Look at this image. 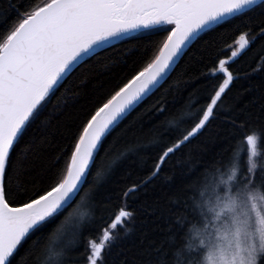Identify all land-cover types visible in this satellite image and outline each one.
<instances>
[{"label":"snow or ice","instance_id":"1","mask_svg":"<svg viewBox=\"0 0 264 264\" xmlns=\"http://www.w3.org/2000/svg\"><path fill=\"white\" fill-rule=\"evenodd\" d=\"M141 29L166 33L141 70L109 57L75 75ZM257 41L242 77L232 65ZM186 56L213 67L164 88ZM206 131L219 151H182ZM133 168L145 177L118 187ZM119 239L111 264H264V0H0V264H110Z\"/></svg>","mask_w":264,"mask_h":264},{"label":"trees","instance_id":"2","mask_svg":"<svg viewBox=\"0 0 264 264\" xmlns=\"http://www.w3.org/2000/svg\"><path fill=\"white\" fill-rule=\"evenodd\" d=\"M3 7H7V3H4ZM165 35L166 33H163V32L157 33V32H153L152 30H148V29L132 33L128 35V37L124 41L114 42V47L108 48L107 51H101L99 56L94 57L92 60H89L87 64L83 65L82 68L78 69L75 75L81 79L89 76L90 73L95 71L96 67L98 66V62L103 61L107 63L109 57L127 59V62H128L127 68L125 69V72L122 73V75H127L136 70H141L144 66L147 65V63L151 62V60L154 58L156 54H158V48ZM205 39H207V37H205ZM232 42H233V37L229 36L227 38V43L231 44ZM260 44H261V41H257L256 44L252 46V48L247 50L232 65V70L234 72H239L242 77L244 76L245 73L251 72L252 67L256 65L259 55L261 54L259 52ZM133 46H135V54H129V50L133 49ZM222 46H223L222 44L217 45V47H222ZM189 55H191V53ZM212 67H213L212 62L208 60L207 58L205 59L204 64H199V63H195L194 61L190 62L189 57L186 56L184 60L180 62V67L177 68L175 73H173L168 83L164 85V88H167L170 84L173 83V81L179 78H182L184 81H191L193 77L199 74L197 69L199 71L207 72ZM74 82L79 83V80H75ZM114 82L115 81H110L105 86L104 91L105 92L108 91L111 88L112 83ZM220 82H222V77H211L208 80H201L198 85L193 83L188 89L189 91H193L195 93L193 96V102L199 99L201 104L204 103V101L200 99V97L206 95L208 91H210V88L212 85H218V83ZM254 82L255 83L260 82L259 76H255ZM247 86H248L247 80L245 79L238 80L236 82V85L231 88V91L227 93V96L225 97V104L223 107L226 108L230 104L231 98L236 96L238 92H242L243 89ZM61 91L63 92L64 90L61 89ZM162 91L163 89H161V92ZM57 95L59 96L60 94L58 93ZM159 95L160 93L158 92L156 95L147 99L137 109V111L132 114V116L135 117L137 114L144 112L145 109H147L149 106L155 103ZM210 127L214 129L216 127V122H213V124ZM207 135L208 133L206 131L204 134L193 139L191 144H188L185 148L182 149V151L184 153H187L189 150L198 151L201 147H208L209 155H211L212 151H219L220 150L219 148L213 149L210 145H206L203 143L206 140ZM67 142L68 141L65 140L62 143L66 144ZM222 147H227V145H223ZM56 154L58 153L49 154V163L52 162ZM145 155L150 157L153 154L146 153ZM180 155L181 153H177L175 158H178ZM171 163L172 161H169L168 166H171ZM151 164H152V160L148 159L147 164L145 165V168L150 167ZM64 165H65V160H61L60 164L56 166L53 169V171H59L63 169ZM128 171L131 172L130 178L126 176V173ZM145 175H146V171H141L139 168L126 169L125 172L121 173V176L124 177V184H121L118 187L123 188L125 185L130 187L133 182L143 179ZM81 195H83V193H81ZM77 199H79V197H77ZM123 203H124L123 199L117 198L116 196H113L111 199L106 200L102 210L97 213V217H98L97 231L89 233L88 235L90 237L96 236L98 234L99 228L105 223V220H107L112 213L116 212ZM127 204L130 206V210H135L138 206L137 203L135 202V197H133L132 199H129L127 201ZM69 211H71V209H69ZM66 214L67 213H65V215ZM100 218H103V219H100ZM117 234L120 235L119 232ZM127 243H128L127 239H119L117 241V245L113 247L112 253L107 257L110 264H111V261L113 260V257L115 256V253L120 250V246L126 245Z\"/></svg>","mask_w":264,"mask_h":264},{"label":"water","instance_id":"3","mask_svg":"<svg viewBox=\"0 0 264 264\" xmlns=\"http://www.w3.org/2000/svg\"><path fill=\"white\" fill-rule=\"evenodd\" d=\"M143 30H147V29H141V30H138V31H143ZM138 31L131 32V33H129V35L132 34V33L138 32Z\"/></svg>","mask_w":264,"mask_h":264}]
</instances>
